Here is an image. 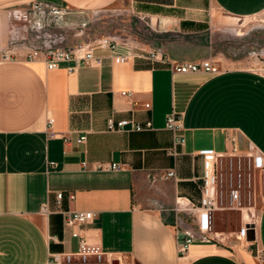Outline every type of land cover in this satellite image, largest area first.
<instances>
[{
    "label": "crops",
    "instance_id": "0c3cea01",
    "mask_svg": "<svg viewBox=\"0 0 264 264\" xmlns=\"http://www.w3.org/2000/svg\"><path fill=\"white\" fill-rule=\"evenodd\" d=\"M41 1L69 9L57 25L47 24L43 37L7 15L25 10L28 0H0V49L15 52L0 64V264H48L49 252L75 250L78 240L64 222L68 210L93 211V221L79 227L82 236L122 264H264V199L255 239L245 242L249 206L240 189V204L232 201L229 173L250 155L264 161V71L235 58L232 39L242 34L239 22L264 14V0H210L209 8L184 0ZM106 37L159 47L171 63L221 60V71L176 73L143 59L118 63L99 46L94 54L102 63L74 71L71 62L48 69L25 60L30 46ZM172 112L181 114L185 137L175 155L168 153L173 132L166 127ZM50 118L55 137L47 133ZM109 118L151 120L152 128L111 131ZM202 151L218 156L219 208L211 241H194L180 253L178 225L198 216ZM110 163L121 169L97 168ZM171 169L175 176L162 178ZM232 210L237 230H215L216 216Z\"/></svg>",
    "mask_w": 264,
    "mask_h": 264
},
{
    "label": "built area",
    "instance_id": "2783aa9c",
    "mask_svg": "<svg viewBox=\"0 0 264 264\" xmlns=\"http://www.w3.org/2000/svg\"><path fill=\"white\" fill-rule=\"evenodd\" d=\"M8 17L15 20H23L30 24V29L33 35L44 36L42 33L46 29L47 24L53 22L57 25L59 19L69 12L67 7H59L41 0H28L27 8L21 12L20 8H11L7 11ZM99 46L102 49L110 51L111 56L118 63L128 60H147L152 64L169 65L173 72L176 73H195L205 72L216 74L221 71L218 62L212 59H203L197 62H174L166 56L165 52L159 47H149L143 43L137 42H122L116 38L106 37L96 41L95 43L78 42L67 45H36L30 46L25 55V60L28 62L41 61L48 69H56L63 62H71L68 66L69 71H74L80 66L101 64L103 57L94 54V47ZM122 46L125 52H118V48ZM15 56L12 48L0 49V64L11 61ZM15 58V57H14ZM122 95L130 96L131 92L122 91ZM144 108L151 109L149 102L144 103ZM54 120L48 119V136L55 137L56 131L52 129ZM107 127L111 131L131 130L142 131L152 128L151 120L138 122L130 118H122L115 120L109 118ZM166 127L173 132V144L168 150V153L175 155L178 153V148L185 143L183 134L182 116L180 113L172 112L167 115ZM85 135L81 136L77 141L81 142L85 139ZM68 140L67 136H64ZM204 158V173L203 183L201 188L200 204L195 208L196 222L192 220V224L182 227L178 225V232L181 235L177 237L178 250L180 253L187 251L188 247L194 241H211L212 236V213L218 209L219 201V175H218V156L211 151H202ZM260 157H255V166L261 168L264 161ZM51 164H54L53 162ZM84 168L87 167V162H83ZM99 169L120 170L121 166L118 163L101 164ZM175 176L174 170H168L162 175V178H170ZM62 192L57 193L58 203L62 200ZM230 195L232 201L240 204L239 188H231ZM73 197V195H70ZM42 210H47V206L43 205ZM190 213H194L190 211ZM95 213L89 210H68L64 212L65 225L70 228L71 235L78 240L77 248L72 251L49 252L48 264H122L121 258H116L105 252L99 244L87 241L81 234L79 227L93 221ZM247 225H243L242 237L246 236ZM244 232V236H243Z\"/></svg>",
    "mask_w": 264,
    "mask_h": 264
},
{
    "label": "rangeland",
    "instance_id": "374dc122",
    "mask_svg": "<svg viewBox=\"0 0 264 264\" xmlns=\"http://www.w3.org/2000/svg\"><path fill=\"white\" fill-rule=\"evenodd\" d=\"M184 4L189 6H201L209 8L210 0H184ZM205 19H208V12H205ZM238 32L242 34L233 36L235 44L234 57L243 59V64L246 67H251L258 70L264 71V14L255 15L249 17L242 22H239ZM221 63V60H214ZM255 157L258 155H250L249 161H242V163L234 162L233 170H229V173L234 174L235 182L234 188H239L242 191V204L248 205L247 221L249 226H253L258 220L261 204L264 199V188H263V174L260 168L255 166ZM262 161V160H261ZM264 168V165L263 167ZM226 183H231L228 176ZM240 213V210H237ZM245 216V215H244ZM237 213L232 210L229 214L217 215L214 223L215 230L230 231L237 230ZM247 225V224H246ZM243 228V227H242ZM242 239L246 242L251 243L245 237Z\"/></svg>",
    "mask_w": 264,
    "mask_h": 264
},
{
    "label": "water",
    "instance_id": "95a60500",
    "mask_svg": "<svg viewBox=\"0 0 264 264\" xmlns=\"http://www.w3.org/2000/svg\"><path fill=\"white\" fill-rule=\"evenodd\" d=\"M246 239L248 240H254V231L252 226H247V231H246ZM114 264H118L117 261L114 262Z\"/></svg>",
    "mask_w": 264,
    "mask_h": 264
},
{
    "label": "bare ground",
    "instance_id": "6f19581e",
    "mask_svg": "<svg viewBox=\"0 0 264 264\" xmlns=\"http://www.w3.org/2000/svg\"><path fill=\"white\" fill-rule=\"evenodd\" d=\"M245 215V214H244ZM245 217H246V215H245ZM243 236H244V232H243Z\"/></svg>",
    "mask_w": 264,
    "mask_h": 264
}]
</instances>
